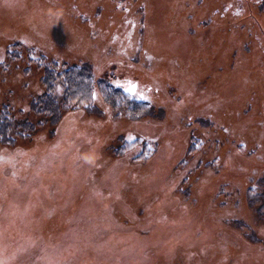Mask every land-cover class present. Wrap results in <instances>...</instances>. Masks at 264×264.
Wrapping results in <instances>:
<instances>
[{"label":"rangeland","instance_id":"374dc122","mask_svg":"<svg viewBox=\"0 0 264 264\" xmlns=\"http://www.w3.org/2000/svg\"><path fill=\"white\" fill-rule=\"evenodd\" d=\"M54 62L151 111L51 124ZM5 116L0 264H264V0H0Z\"/></svg>","mask_w":264,"mask_h":264},{"label":"trees","instance_id":"16d2710c","mask_svg":"<svg viewBox=\"0 0 264 264\" xmlns=\"http://www.w3.org/2000/svg\"><path fill=\"white\" fill-rule=\"evenodd\" d=\"M43 59L41 58V60ZM41 64V63H40ZM44 69V92L31 103V111L40 116H45L48 122L54 124L60 118L62 112L69 108L84 107L89 109L94 98L93 93L98 92L105 101L113 105L124 104L129 108L131 116L138 119L147 115L151 108L146 103H137L121 93L120 90L110 88V83L105 79L96 78L92 67L88 63L68 66L65 63H47ZM109 84V85H108ZM142 106H144L142 108ZM141 111V112H140ZM46 119L40 120V124ZM19 131L27 132L33 129V122L27 118L20 123ZM6 119L0 126V137L7 138L11 128Z\"/></svg>","mask_w":264,"mask_h":264},{"label":"bare ground","instance_id":"6f19581e","mask_svg":"<svg viewBox=\"0 0 264 264\" xmlns=\"http://www.w3.org/2000/svg\"><path fill=\"white\" fill-rule=\"evenodd\" d=\"M151 1H152V0H150V3H151ZM170 8H173V4H172V6H170ZM170 8H168V10H170V11H169L170 14H169V16L166 17L165 19L171 17V14L174 13V9H173V11H172ZM175 9H176V8H175ZM165 19H164V20H165ZM27 35L33 36V34H32V33L30 34V32H29V33L27 32ZM149 37H150V36H149ZM151 37H152V39H155V36H153L152 34H151ZM151 37H150V38H151ZM196 65H197V64H196ZM197 66H198V65H197ZM198 67L201 68V69H204L201 65L198 66ZM191 70H192V69H191ZM192 71H193V70H192ZM193 72H194V71H193ZM191 74H193V73H191ZM224 75H226V73H224ZM224 75H222V78H223L222 80H224ZM222 80H221V81H222ZM233 96H235V98H234ZM233 96H232V95H231V96L228 95V96H225V97H222V98H224V99H230V101H231V99H237V98L239 97V96H237V94H233ZM219 97H220V96H219ZM219 97H218V98H215L216 100L214 101V105H216V104L219 105V104L222 103V101L220 100ZM224 99H223V100H224ZM223 103H224V101H223ZM230 103H232V102H230ZM228 104H229V102L226 103L225 105H228ZM55 169H56V168H53V171H54Z\"/></svg>","mask_w":264,"mask_h":264}]
</instances>
